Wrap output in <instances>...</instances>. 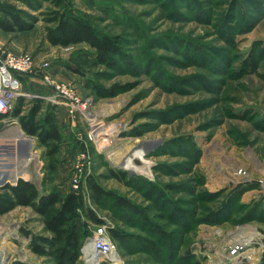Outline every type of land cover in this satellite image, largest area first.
I'll return each instance as SVG.
<instances>
[{"label":"rangeland","instance_id":"rangeland-1","mask_svg":"<svg viewBox=\"0 0 264 264\" xmlns=\"http://www.w3.org/2000/svg\"><path fill=\"white\" fill-rule=\"evenodd\" d=\"M4 3L23 10L25 22L33 26L8 34L0 29V46L60 69L57 77L47 73L88 99L91 116L73 117L64 106L44 100L42 115L54 106L63 134L50 171L46 147L20 132L15 102L6 116L0 114L2 177L11 171L13 165H6L12 160L19 157L26 164L29 157L24 180L41 194L78 195L76 223L89 233L82 249L100 226L85 210L104 221L109 236L113 229L129 234L126 241H112L121 264H233L230 246L246 234L253 236L244 255L252 260L245 264H264V0H62L64 13L92 23L102 34L124 38L123 56L112 68L98 64L87 44L65 48L47 40L48 1ZM39 72L27 76L24 88L49 97L52 88L41 77L46 72ZM89 83L103 87V94ZM5 121L16 123L1 125ZM169 142H183L199 156ZM134 153L139 158L133 160ZM7 157L12 160L5 163ZM110 170L126 172L131 184L112 178ZM139 176L148 186L137 188ZM90 177L112 194L102 204L91 197ZM76 178H81L78 190ZM5 181L0 195L9 193L1 189L12 183ZM149 184L164 191L167 200L156 197ZM115 197L129 199L133 210L114 207ZM142 212L150 223L140 220ZM183 212L186 218L180 220L177 214ZM152 222L161 228L158 237L151 235ZM43 228L30 207L1 214L0 253L6 263L56 264L30 248L31 235L44 234ZM140 238H154L157 248ZM175 245L180 251H173ZM183 255L190 256L183 261ZM77 264L91 263L81 253ZM99 264L114 263L104 259Z\"/></svg>","mask_w":264,"mask_h":264},{"label":"trees","instance_id":"trees-1","mask_svg":"<svg viewBox=\"0 0 264 264\" xmlns=\"http://www.w3.org/2000/svg\"><path fill=\"white\" fill-rule=\"evenodd\" d=\"M50 3V8L47 13L45 21L47 23V40L53 46L70 47L81 44H87L94 52L95 61L102 65H108L110 68L116 67V61L123 56V47L125 45L124 38L120 35L102 34L98 31L95 25L90 22L84 21L81 18L69 16L62 11V0H46ZM31 5V4H30ZM31 7H33L31 5ZM264 10V7H263ZM25 12L17 7L10 6L4 3V0H0V29L5 33L24 32L32 28V24H28L24 20ZM28 16V15H27ZM31 17V16H30ZM31 18H34L33 16ZM117 59V60H116ZM255 58L249 59V66H255ZM26 87V78L22 77ZM94 89L99 95L103 94V87L96 84ZM87 86V87H89ZM35 91V90H33ZM45 101L42 99H35L26 102L25 98H19L17 101V107L15 109V115H17L20 123V127L23 132L30 136L38 138L40 145L46 147V155L49 160L48 169L55 170L56 156L59 154L60 145L62 143L63 134L61 132L59 122L56 117L54 106H51L49 110L42 115L45 108ZM170 143V142H169ZM183 143V142H182ZM179 142L178 144L182 148L183 153L190 156H199V152H189L184 144ZM171 142L170 145H178ZM169 145H165L160 148L161 151L167 150ZM111 177L118 181L131 184L126 176V172L110 170ZM24 179L26 177H23ZM19 179L16 185L6 184L1 189L8 191V194L0 195V215L10 210H13L16 206L30 207L34 212L41 216L42 223L44 225L42 235H31L30 248L33 253L38 256L50 257L56 264H77L81 257L82 248L86 239L89 237V233L84 231L80 225L76 223V217L78 216V203L79 197L75 192H70L66 195L55 190L49 191L46 194H41L34 183ZM27 179V178H26ZM126 180L128 182H126ZM138 187L148 186L147 181L143 180L140 176L135 178ZM91 197L96 204H102L103 200L107 196H111L110 192H107L101 184L96 182L92 177L88 180ZM155 190L156 197L167 200V194L161 189L154 187V184H149ZM237 191L241 190L236 189ZM114 207L122 208L126 211L133 210L132 203L125 197L113 198ZM160 201V200H159ZM170 203H172L169 200ZM227 208L224 209L227 211ZM139 213V209L135 210ZM222 211V212H223ZM86 217L95 225L104 224L92 210H85ZM187 212L183 214L178 213L177 217L181 220H185ZM217 214H220L219 212ZM215 214L214 216H217ZM264 214L262 212L260 215ZM140 220L144 218L150 223L146 213H140ZM163 215V214H162ZM162 217V216H161ZM142 222V221H141ZM153 225L152 237L161 233V228L155 223ZM164 232V231H163ZM25 235H30L27 231H23ZM111 240L126 241L129 239V234L119 229L111 230ZM164 239L169 240L165 234ZM140 242H145L153 248H157L158 243L154 238L151 240H144L140 238ZM141 246V245H139ZM159 248V247H158ZM173 251H180V247L171 246ZM164 248H159V252H163ZM188 256H181L185 261ZM175 257V256H174ZM182 264V261L180 262Z\"/></svg>","mask_w":264,"mask_h":264},{"label":"built area","instance_id":"built-area-1","mask_svg":"<svg viewBox=\"0 0 264 264\" xmlns=\"http://www.w3.org/2000/svg\"><path fill=\"white\" fill-rule=\"evenodd\" d=\"M49 67L50 64L48 62H45L42 65H37L36 59L33 56L27 54L17 55L0 46V88L2 89L1 96L3 95L5 99L3 103L0 101V114L6 116V114L12 110L13 105L19 98H25L27 103L35 99L51 100L55 104L67 108L73 117L79 115L88 119V116H91V114L86 112L87 107L89 106V100L80 99L77 90L73 86L54 80L51 75L47 73ZM40 70L46 72L41 77L46 85L52 88L53 93L49 97L39 91H27L24 88L21 78L38 75ZM7 91L8 93L5 96L4 93ZM15 123L16 122L5 121L1 125H11ZM261 184L264 185V182ZM80 185L81 178L74 179L73 188L78 190ZM90 240L92 242L91 255L95 256L98 264L104 259H110L112 261L113 253H116V245L112 242L108 234V227L106 224L100 225L89 241ZM247 244H244L239 240L230 246L229 257L232 258L233 264H245L246 262H249V260H252L250 255L248 257L243 256L246 254L245 248L247 247ZM82 253L86 258V261L93 264L90 255L85 249H82Z\"/></svg>","mask_w":264,"mask_h":264},{"label":"bare ground","instance_id":"bare-ground-1","mask_svg":"<svg viewBox=\"0 0 264 264\" xmlns=\"http://www.w3.org/2000/svg\"><path fill=\"white\" fill-rule=\"evenodd\" d=\"M1 91H2V89L0 88V101L3 103L4 101H5V99H4V97H3V95L1 96ZM15 130V129H14ZM14 132V131H13ZM20 134H18V136H17V138H16V143H17V147L19 148V146L21 145V143H20V136H19ZM22 136V135H21ZM143 154H146V153H143ZM140 155V154H139ZM26 156V155H25ZM21 157H24V156H21ZM18 159L16 160V162L15 161H13L11 158H5V163H7L9 160H12L11 161V163H9V164H5L4 163V166L6 165V167H8V166H12L13 165V167H11L10 169H11V171H13L14 173H16V176L17 177H29V171H28V169H29V166H28V163H29V157L27 158V157H25L27 160H26V164H25V161H24V163L22 164V166L21 165H19V163L21 162L20 160H21V158H19V157H17ZM135 159V158H139V156H138V154L137 153H134V155H132V159ZM133 159V160H134ZM19 160V161H18ZM3 166V165H2ZM26 166V167H25ZM135 166H137L138 167V165H135ZM6 167H3V168H6ZM129 167V166H128ZM2 167H1V165H0V183L1 182H6L5 180H9L10 182H15L14 181V178L13 177H2V175H1V173L4 171L3 169H1ZM131 168V167H130ZM133 166H132V170H133ZM136 168V167H135ZM3 170V171H2ZM31 176V175H30ZM2 183V184H3ZM3 232L2 231H0V234H2ZM252 236L253 235H249V234H246V235H243L240 239V241H242L244 244H247V243H249L250 241H251V239H252ZM244 239V240H243ZM239 241V240H238ZM86 251L88 252V254L90 255V258L92 259V261H93V264H98V262L96 261V259H95V256L94 255H91L92 254V242H91V240L89 241V243H88V245L86 246ZM244 256V255H243ZM121 260L119 259V257H118V255H117V253H113V256H112V262L114 263V264H121V262H120ZM120 262V263H119ZM0 264H7L6 263V257L5 256H3L1 253H0Z\"/></svg>","mask_w":264,"mask_h":264},{"label":"crops","instance_id":"crops-1","mask_svg":"<svg viewBox=\"0 0 264 264\" xmlns=\"http://www.w3.org/2000/svg\"><path fill=\"white\" fill-rule=\"evenodd\" d=\"M3 40H5V39H3ZM13 49H15V46H14V44L12 43V42H10V44H9ZM59 69V68H58ZM60 70V69H59ZM59 70H56V69H54V68H50L49 69V73H51L53 76H55V77H57L58 75L57 74H61V72H59ZM66 76V75H65ZM69 77V76H68ZM26 81L28 82V77H26ZM35 81H37V80H35ZM44 85V84H43ZM34 86H35V84H34ZM45 87V86H44ZM39 89V88H38ZM43 89V88H42ZM46 89V88H45ZM41 90V89H40ZM59 110H61V112H63V111H65L64 109L62 110L61 108H59ZM60 112V111H59ZM20 129V128H19ZM257 195V194H256ZM257 197V196H256ZM255 196H253V199L254 198H256ZM251 200V199H250ZM247 201H249L248 199H247Z\"/></svg>","mask_w":264,"mask_h":264},{"label":"water","instance_id":"water-1","mask_svg":"<svg viewBox=\"0 0 264 264\" xmlns=\"http://www.w3.org/2000/svg\"><path fill=\"white\" fill-rule=\"evenodd\" d=\"M20 132H21L22 134H25V133L21 130V128H20ZM21 166H22V162H21ZM8 176H11V177L14 178V181H15V182L10 183V184H12V185H16L17 182H18V180L21 179V178H23V177H20V178L17 177V176H16V173H14L13 171H10V172L8 173L7 177H8ZM23 179H24V178H23ZM4 185H6V184H3V185H1V186L3 187Z\"/></svg>","mask_w":264,"mask_h":264}]
</instances>
